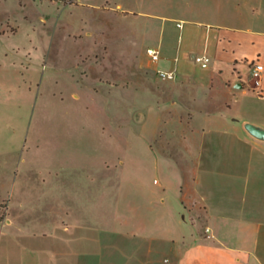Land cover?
<instances>
[{"label": "rangeland", "instance_id": "obj_1", "mask_svg": "<svg viewBox=\"0 0 264 264\" xmlns=\"http://www.w3.org/2000/svg\"><path fill=\"white\" fill-rule=\"evenodd\" d=\"M171 3L16 0L9 9L20 32L0 40L1 51L16 48L13 60L0 59V222L11 204L14 212L26 207L23 218L38 220L39 232L62 226L59 216L66 212L91 229L74 227L66 247L0 223V264L176 262L172 240L189 229L163 219L157 207L164 184L171 197L178 190L172 163L157 157L172 154V147H147L143 130L157 115L144 116L149 98L140 90V77H130L139 72L132 58L148 59L152 29L168 26L172 36L177 31L176 23L141 12ZM227 3L234 9L239 4ZM131 85L132 91L126 89ZM55 249L87 254L49 259L32 253Z\"/></svg>", "mask_w": 264, "mask_h": 264}, {"label": "crops", "instance_id": "obj_2", "mask_svg": "<svg viewBox=\"0 0 264 264\" xmlns=\"http://www.w3.org/2000/svg\"><path fill=\"white\" fill-rule=\"evenodd\" d=\"M171 1L169 8L141 12L176 23L177 31L172 36L168 26L152 29L155 38L144 55L148 59L133 57L139 72L130 77H140V90L149 98L144 116L157 115L143 130L147 147L154 142L172 147V154L158 152L157 157L172 163L178 190L171 197L164 184L157 207L163 219L189 229L188 235L172 240L177 244L174 264H264V141L245 129L246 123L264 128V72L260 91L251 79L252 63H264V0ZM231 1L239 8L227 3ZM15 5L16 0H0V40L20 32L9 10ZM150 48L159 51V60L152 59ZM15 53L11 44L0 49V59L13 60ZM202 55L210 58L207 67L196 61ZM160 70L175 71L176 77L162 79ZM26 209L14 212L10 204L2 227H25L34 240L49 238L66 247L74 227L91 229L87 221L72 222L66 212L59 216L62 226L39 232L34 229L38 220L23 218ZM32 253L49 259L87 254L62 249Z\"/></svg>", "mask_w": 264, "mask_h": 264}, {"label": "built area", "instance_id": "obj_3", "mask_svg": "<svg viewBox=\"0 0 264 264\" xmlns=\"http://www.w3.org/2000/svg\"><path fill=\"white\" fill-rule=\"evenodd\" d=\"M149 55L152 57L154 61L159 60V51L156 49L150 48L148 50ZM196 61L203 67H207L210 62V58L207 56H197ZM264 72V63L261 62L259 59L255 60L251 65V79L254 84L255 89H259L262 87V76ZM159 75L162 79H174L176 77L175 71H162L160 70ZM209 231V229H207Z\"/></svg>", "mask_w": 264, "mask_h": 264}, {"label": "water", "instance_id": "obj_4", "mask_svg": "<svg viewBox=\"0 0 264 264\" xmlns=\"http://www.w3.org/2000/svg\"><path fill=\"white\" fill-rule=\"evenodd\" d=\"M245 129L255 138L264 141V128L254 123H246Z\"/></svg>", "mask_w": 264, "mask_h": 264}]
</instances>
